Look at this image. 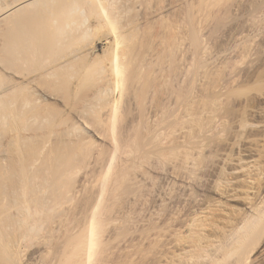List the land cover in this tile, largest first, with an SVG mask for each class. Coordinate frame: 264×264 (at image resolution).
<instances>
[{"label": "rangeland", "instance_id": "rangeland-1", "mask_svg": "<svg viewBox=\"0 0 264 264\" xmlns=\"http://www.w3.org/2000/svg\"><path fill=\"white\" fill-rule=\"evenodd\" d=\"M12 1L0 0V9ZM73 1L76 0H56L54 5L41 3V7L28 8L26 15H21L24 20L16 18L17 24L9 19L0 21V80L5 82H1L0 87L11 84V71L42 79H38L39 85L49 94L46 100L42 98V102L36 104L38 108L34 111L31 106L26 108L38 117L26 122V130H22L24 121H8V125L0 126V151H10V145H14L13 152L17 150L11 139L14 131V135L30 134L33 138L24 149H31L33 154L39 151L37 157L41 153L40 159L47 158L46 166L52 172L57 162L59 167L65 165L64 170L68 165L67 170L72 169L74 173L66 170L67 177L62 178L65 182L62 179L59 182L66 183V186L61 183L62 189L70 192L73 187L71 192L76 194L70 192V197L74 195V198L68 202L71 199L68 193H60L66 196L64 200V195H60L59 201L63 198L64 203H61H68L70 208L61 207L59 202L55 208L57 195L53 194L56 197L55 202L52 200L54 209L50 206L46 209V206V213L41 212L46 219L53 220L47 219V222L40 213L44 219L39 221L38 217L37 227L44 221L43 227L40 226L43 231L38 227L35 230L39 232L28 233L34 241L30 247L39 243L50 247L44 259L31 260V247L20 250L18 257L12 260L14 264H58L57 253L65 231L58 233L56 223H51L57 222L58 226L64 223L60 225L65 229L67 222H76L71 220L75 219L76 209L80 210L95 191L91 192V182L97 174L106 171L107 190H104L98 215L102 235L94 251L96 255L87 264H158L167 251V244L170 246L175 235H187L186 222L202 208L213 210L214 215L209 217L211 226L221 225L224 218L249 213L245 197L249 179L243 178V174L232 175L230 167L220 169L217 161L218 153L228 151L237 138V143L243 139L239 142V155L243 158H246L245 141L260 140L258 169L249 177L254 178L255 188L264 196V136L254 127L262 122L258 112L264 108V0H77L85 14L70 15L67 11L69 14L64 16L58 13L64 4ZM47 8L52 15L45 10ZM57 19L75 20L79 23L76 24L78 29L70 26L73 31L65 29L67 35L62 45L53 48L48 44L44 48L47 42L46 36L40 37L45 35L43 31H49L50 40L57 30L55 27L64 26L62 22L52 24ZM23 31L26 40L29 35L30 41L34 39L30 48L37 56L32 54V58L25 56L24 59L25 54L21 52L23 56L20 54L21 59L16 56V61L4 53L6 40L12 34L24 36ZM30 41L25 42L28 45ZM82 47L89 53L79 55L76 60L70 58L72 51ZM74 53L78 55L77 51ZM60 57H69L73 62L65 69L57 68L53 77L42 76L44 71L59 64ZM117 66L122 71L121 76ZM21 92L20 89L14 93L15 97L12 94L9 98L21 100ZM114 105L118 109L114 110ZM28 110L25 112H30ZM242 125L246 126L244 131ZM73 126L77 127L76 131ZM199 138H204L203 150L198 169L196 166L197 170L191 172L181 162ZM220 171L224 175L223 185L240 190L235 197L224 194L225 186L219 185V190L213 187ZM82 183L88 187L77 195L76 187ZM242 188H246L244 194ZM236 197L239 199L233 200ZM58 206L67 212L63 209L62 213ZM49 209L56 213L52 216ZM47 224L52 229L54 226L55 234L52 229L49 232ZM211 233L208 231L207 235ZM247 245L248 255L233 256L217 264H259L264 258V230ZM204 256L200 264H210L220 258L207 252ZM67 262L65 259L59 264H69Z\"/></svg>", "mask_w": 264, "mask_h": 264}, {"label": "bare ground", "instance_id": "bare-ground-1", "mask_svg": "<svg viewBox=\"0 0 264 264\" xmlns=\"http://www.w3.org/2000/svg\"><path fill=\"white\" fill-rule=\"evenodd\" d=\"M54 1H56V0H14L8 5L5 3L6 6L4 7V9H0V21L3 19H5V20L9 19L11 21L13 20L14 22H16V20H17L16 18L18 16H19V18L22 17L21 15H24L25 11H27L28 8L32 9V7L33 8L38 7V5H40V7H41V3H43L44 5L46 3H48V5L50 6L54 3ZM51 2H52V4H49ZM78 3L79 2H77V0H76V1H73L71 3H66V5L64 4L66 7H64V5L63 6L61 5L64 9L60 8L61 12L60 11L59 12L57 11V12L59 14L62 13L61 15H64V16H66V14H69V13H70V15H73V14L75 15V13L78 14L79 12H81L82 14H85V9L82 10V8L80 7L81 5ZM90 3L91 2H89L88 4H90ZM100 4H101V2H100ZM101 7H102V5H101ZM48 8L45 10H48ZM62 9L64 11H65V9H67V10L64 12V11H62ZM48 11H50V15H52L51 10L49 9ZM30 12H31V10H30ZM43 12H45V14H46V11H43ZM32 13H33V10L30 14H32ZM53 14H54V12H53ZM28 15H29V11H28ZM24 17H27V16H24ZM21 19L24 20L23 17ZM59 19L62 20V17ZM59 19L54 20V22H52V24L57 23V25H58L60 22H62V23H64V26L62 25L63 27H61V26L55 27L57 30L54 31L53 35H51L52 37L50 40H49L50 34L48 33L49 31L48 32L46 31L44 33V31L42 30L43 34H45V35H43V36L40 35V37L46 36V37H44L45 38L44 40H46V42H47V43L43 44V45L46 44V46H44V48L47 47L48 44H50L49 46L53 47V48L57 45L58 46L60 44L62 45L63 38L67 35L66 30H68V29L70 30V26L75 25V27H76V24L79 25V23L76 22L75 20L69 21V20H64L65 19L64 18L63 21H60ZM21 22L22 21H20L19 24ZM17 23L18 22H16V24ZM23 23H24V21H23ZM24 25H25V23H24ZM32 25H34V23ZM73 28H74V26H73ZM76 28L78 29V27H76ZM19 30H21V29H19ZM79 30H80V28H79ZM70 31H73V30L71 29ZM24 33L25 32L23 31V34ZM27 33H29V32H27ZM69 33L72 34L73 32H69ZM25 36H26V33L24 36L19 35V34H17V35L12 34L9 36V38H7L6 46H5L6 50L4 53L7 54L9 56V58L13 57V59H14L16 56L17 57L20 56L21 52H24L23 54H25L24 59H25V56H27V57L31 56V58H32V54H33V56L36 54V52L35 53L31 52V51H33V49L30 48V45H31V43H33L32 41L34 39L33 40L31 39V41H30V35H29L28 36L29 40H26L25 38H27V36L26 37ZM25 41H30L29 42L30 44L28 43V45H27V43ZM32 45H34V44H32ZM84 49H85L84 47L80 48L79 50H78V48H76V50H74V51H77L78 55L76 54L77 55L76 56L75 55L76 52L74 53V51H72V53L74 55H72V53H70L72 55V56L70 55V58L74 57V59L75 58L77 59L80 57L79 55H82L83 53L88 52L87 50H90L87 48V46H86L87 50L86 49L84 50ZM23 54H21V56H23ZM26 54H28V55H26ZM84 55L85 54H83V56ZM21 56H20V59H21ZM35 56H37V55H35ZM0 57H1V55H0ZM18 58H15V60ZM70 58L69 57H60L59 64H57L56 67L49 68L48 70L44 71L45 73L43 72L44 74H42V76H45V78L50 77V76H52V77L55 76L56 75L55 72H56L57 68L59 70L65 69L66 67L71 65L70 63L72 60H70ZM4 60L6 63L9 61L8 57H7V59H4ZM6 60H8V61H6ZM18 61H20V60H18ZM1 62H2V60H1ZM1 62H0V67H1ZM10 64H12V63H10ZM2 65H4V64H2ZM11 67H12V65H11ZM116 70L118 71V74L119 73L122 74L120 67L117 66ZM6 72H7V70H6ZM10 73H11V75L9 76V80H11V81H9V82L11 84L9 83L10 85L8 84L9 86H7V87L5 85H3L5 87H3L1 85L3 89L0 87L1 88V92H0V126L8 125L9 124L8 121H10V122L11 121H18V122L24 121L25 125L23 126L22 130H26L28 128V126H26V122H31V120L38 118L37 116H35L36 115L35 112H33L34 111L33 109L38 108L36 104L39 105V103H41L43 100L42 98L45 99L46 96H49V94L47 95L46 91H44V89H42L41 85H39L40 82L38 81V79H39L38 77L26 76L27 74L26 75L24 74L25 75L24 76L21 73H20L21 75H19V73L18 74L12 73L11 71H10ZM4 76H5V74H4ZM2 78H4V77H2ZM1 82L2 81L0 80V83ZM118 83H119V86H121L119 81H118ZM3 84H5V82ZM20 89H21V91H23V92H21L22 96L20 97L22 99L20 100L17 97L13 98L17 95L14 93L18 92ZM102 92L104 93V91H101V93ZM109 92H110V90H109ZM103 93L101 95H103ZM12 94H14V96L9 98L10 96H12ZM19 94H20V92H19ZM97 95L99 96L100 93ZM106 96H107V94H106ZM34 105H35V107H34ZM30 106L32 107L33 111L31 112V110L29 109L30 112H27V111L25 112V110H28L26 108H29ZM113 108L115 110L117 107L115 108V105H114ZM28 113H30V114H28ZM115 113H116V111H115ZM112 114L113 113H111L110 115H112ZM258 114H259V116H261L262 122L256 124L254 127H256L258 131L262 132L263 133L262 136H264V108L260 109ZM109 118L111 119V116H109ZM242 126L244 128V129L242 128L244 131L246 126L245 125H242ZM73 128H74V126H73ZM75 128L74 129L76 131L77 127L75 126ZM14 133H16V132L14 131ZM14 133L11 134L13 137L11 139H12V143H15V145L17 147V148L14 147V150H16V149L17 150L13 152V150L11 148H13L14 145L9 144L10 146H12V147H10V151H7V152H5V151L1 152L0 151L1 152L0 153V258H2L1 264H14L12 259H15L16 254L18 252H21L20 250H22V249H31V247H33L32 250L34 251V252L31 251L32 252L31 260L33 258L35 261H37V260L40 261V260L44 259L43 257H45L47 253H49L50 247L47 246L48 244L47 245H45V244L41 245V243H39L40 245L37 244L35 246L32 245L30 247L29 244L34 243V241H32V238L31 239L29 238L28 233L31 231H32L31 234H33V231H34V233L35 232L37 233L40 230L36 231L35 229L38 230L39 229L38 227H40V226L43 227L42 226V223L44 225L43 220H42L43 222L40 223L41 224L40 226L37 227V224L41 219H44L45 217H47V216L44 217V214L41 213L42 211H44L43 213H46L45 212L46 206H47L46 209L48 208V206H50L49 208L52 209L55 205H56L55 206V208H56L58 202H59V204L61 202L64 203L63 198L66 195L70 199L71 197L69 194H71V193L74 194L73 192H71V191H73V189H72L73 187L71 188L72 190L71 189L69 190L71 193L64 190L66 188L62 189V187L66 186V183L64 185L63 182H65V181H63L62 178L66 175L65 173H67V171L71 172L72 169L67 170V168H68V165H67V167L65 168L67 170L66 171V170H64L65 165L63 167H59V164L57 162V165H54V166H56L54 172H52V170L50 171L48 166H46V164L47 165L49 164L48 161L46 160L47 158L46 159H40L41 157H39V156L41 155V153L37 157V153H39V151L37 153L35 152L36 154L34 153L36 155L35 156L33 154L34 151H31V149L29 151L24 149V147L26 148L25 144L28 142V140L33 138V136H31L30 134L27 136L26 133L23 134L22 132L19 134H15V135H14ZM68 133L73 134L70 132H68ZM74 134H75V132H74ZM70 136H72V135H70ZM70 136H69V138H70ZM236 136H238V135H236ZM11 139H10V141H11ZM237 139H239V138H237ZM237 139H236V143L232 142V144L229 146L228 151L222 152V153L220 152L221 154L218 153V155H220V157H219V159L217 158V161L219 160L218 162H220V165H221L220 169H224V167H230L231 168L230 173L232 175H238V174L242 175L243 174V178L245 177V178L249 179V180H246V182L248 184L247 189L242 188V190H241L243 192L246 189V193H245L246 196L245 197H246V199H248V201H247L248 202L247 203L248 208L247 209L249 210V213L247 212L248 214L247 215L245 214V216H243L244 213L242 216H241V214L238 216L236 215L237 217H232V219L231 218H224L223 222H220L221 225L218 226V225H216L217 224L216 223L215 224L216 226H215V225H213L214 224L213 223L212 224L213 226H211V224H209V223H211L209 217L211 215H214L213 210L210 207L202 208L197 214H195L193 216L192 219H190L189 221L186 222L185 227H186L187 235H185L183 237H179L178 235H177L178 237H176V235H175V239H172V241L170 240L171 241L170 246L167 244V251L163 255V258L160 259L158 264H200L199 260H200V258H205V256H204L205 252L213 253L214 255H219L218 257H220L219 260H217L215 262L213 261L210 264H217L218 262H221L223 259H228V258H231L233 256H241L242 254L244 256H246L249 253V251H248L249 248H248L247 242L249 240L254 241V238L257 234H262V230H264V196L260 193L261 191L258 192L257 189L255 188L254 183L256 181L253 180L254 178H250L251 177L250 175L254 174L256 169H258L257 166H258V159L259 158L257 159V156H259V155H258L257 146H259L260 140L253 139V140L245 141L244 156H246V158L245 157L243 158V157H241V155H239V150H241L240 146H239L240 145L239 142L242 143L243 139H242V141H239L238 143H237ZM13 140H14V142H13ZM15 141H17V143ZM90 141H88V142H90ZM203 141H204V138H199L196 141H194L193 145L190 147L187 154H185V156L183 157V160L181 163L185 165L184 168L187 169L188 171L193 172L196 169L195 167L197 166V163H198L199 158L201 156V151L203 150V149L201 150L202 144L204 143ZM233 141H235V140H233ZM48 156H49V154H48ZM215 157H216V155H215ZM200 161H202V160H200ZM50 163H52V162H50ZM64 164H67V162ZM62 165H63V162H62ZM199 167H200V164H199ZM72 168H74V167H72ZM197 169H198V166H197ZM105 172H104V174H105ZM222 172L223 171H220V173H219L220 175L218 176V179L214 182V186H213V187H215V189H218V190L221 189L222 186H225L222 184L223 178H224V177L222 178V176H224V175H222ZM224 172H226V171H224ZM104 174L99 173V174H97V176L95 177V179L92 182L90 181L91 182V192H92V189L95 191H94V193L92 192L93 196H90V198L88 197L89 199H87L85 201V203H83L84 205L82 204L83 207H81L80 210L76 209L77 213L74 210L76 213L74 216L75 219H71V220H74L76 222H73V221L70 222L69 220H67L69 222L66 223L65 229L63 226H61L64 223H62V224L60 223L61 225L59 224V226H58L57 222L51 223V224L56 223L55 226L57 227V229L59 231L58 233H60L61 231H65V232H62V233H65V235L63 237L62 244H61V247L59 249L60 252L58 251V253H57L58 254L57 257L60 258V260L57 258V261L58 260L60 261V262L58 261V264L65 261V259H66V262L69 259H71L72 263L67 262L69 264H87V262L94 256V254L97 250V249H95V248H97L96 245H98L97 243H99L98 238H99V236L101 237V235H102V233L100 235V232H102V231H100L101 225H99V222L101 219L100 220L98 219V218H100V216H98V215L101 214V213H99V208H100L99 206H100V203L102 204L101 201L103 198L104 190H105V192L107 190V189H105V186L107 185V178L105 179V177L107 176V174H105L106 175L105 177H104ZM191 175H193V174H191ZM227 176H229V175H227ZM227 176H226V178H227ZM66 177H67V175H66ZM61 179L63 181L61 183L64 186H61V183L59 182V180L61 181ZM68 179H67V181H68ZM57 182L59 184H57ZM105 182H106V184H105ZM92 183H93V185H92ZM83 184L84 183H82V185L80 184V186L76 185V186H78V187H76L77 189L75 190V193H77V195H79L80 193H83L85 190V187L87 189L88 185H83ZM59 185L61 186V188H59ZM219 185L221 186V188H219ZM56 188H57V191H55ZM69 188H70V186H69ZM225 188H226V190H225L226 192H224V191L223 192H224V194L226 193V195L230 198L231 197L233 198L237 195V190H238V193L240 191L239 189H237L235 186H232V185H230L228 187L225 186L224 189ZM59 189H62L61 190L62 192H60ZM215 189H214V191H215ZM53 190H54V192H53ZM212 190H213V188H212ZM58 191H59V193H57ZM65 191L68 194H66ZM48 193L51 194L52 196L49 195V197H48V195H47ZM60 193H64L66 195L60 194ZM53 194L54 195L56 194L57 198L55 197L56 195L54 196ZM243 194H244V192H243ZM60 195H62V196L64 195L61 202L59 201L60 198L62 197ZM74 195H76V194H74ZM74 195L72 196V198H74ZM58 196H59V198H58ZM46 197H48V198H46ZM239 197H241L240 194H239ZM53 198H56L57 200L56 199L53 200ZM72 198L70 200H68V202H70L72 200ZM237 199H239V198L236 197V199H233V200H237ZM52 200L54 202L56 200L57 203L55 202V205H53L54 203L52 202ZM64 200H65V198H64ZM50 201L52 202L51 205H50ZM48 202H49V204L46 205V203H48ZM66 202H67V200H66ZM52 205H53V207H52ZM64 205L62 204L61 207L66 206V205L65 206ZM58 207L60 208V209L59 208L58 209L60 211L62 210V213H63L64 208L61 209L60 206H58ZM51 209H49L48 212L50 211L51 214L53 213L52 214V216H53L55 211L52 212ZM58 209H55V210H58ZM60 211H59V213L61 214ZM64 211H66V210L64 209ZM40 213L43 215L44 218L41 217L42 215ZM47 215H48V213H47ZM73 215H74V212H73ZM56 216L54 217L55 220H57ZM38 217H40L39 221H38ZM47 219H46V221H47ZM48 220H51V218ZM63 222H65V221H63ZM207 222L210 226L207 225ZM46 223H45V226H46ZM48 225L49 224H47V226ZM13 226H15V227H13ZM41 227H40V229L43 231V229ZM44 228L47 229V231H48L49 226H48V228H46V227H44ZM51 229L52 228L50 227L49 232L51 231ZM53 229H54V226H53ZM208 231H212L211 235H207ZM53 233L55 234V231ZM39 234H41V233H39ZM48 234H51V233H48ZM30 237H32V235H30ZM36 237H38V236L36 235ZM33 238H35V237H33ZM44 238L45 237L43 236V239ZM49 238L51 239V237H49ZM29 239L32 242H29L30 241ZM37 239H39V238H37ZM37 239H35V240H37ZM24 252L23 253L26 254V250H24ZM17 257L18 256H16V258ZM2 261H3V263H2ZM14 262H15V260H14ZM259 262H260L259 264H264V258L260 259ZM15 263H17V262H15ZM37 263H39V262H37ZM30 264H31V262H30Z\"/></svg>", "mask_w": 264, "mask_h": 264}]
</instances>
